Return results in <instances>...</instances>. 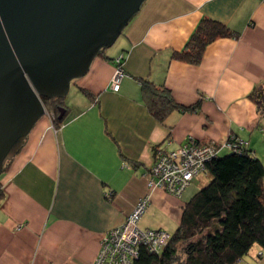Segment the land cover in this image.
<instances>
[{"label": "crops", "instance_id": "0c3cea01", "mask_svg": "<svg viewBox=\"0 0 264 264\" xmlns=\"http://www.w3.org/2000/svg\"><path fill=\"white\" fill-rule=\"evenodd\" d=\"M202 17L226 23L239 38L215 40L198 65L172 59ZM121 54L125 75L113 91ZM141 79L199 107L160 122L144 103ZM263 82L264 0H145L72 80L62 124L42 115L0 174V264H96L103 235L149 193L146 174L159 151L189 140L218 144L231 134L264 165V116L248 98ZM203 184L192 179L180 197L154 190L138 224L176 229L184 203ZM235 264H264V249L254 245Z\"/></svg>", "mask_w": 264, "mask_h": 264}, {"label": "water", "instance_id": "95a60500", "mask_svg": "<svg viewBox=\"0 0 264 264\" xmlns=\"http://www.w3.org/2000/svg\"><path fill=\"white\" fill-rule=\"evenodd\" d=\"M144 2L0 0V174L45 114L42 98L63 99Z\"/></svg>", "mask_w": 264, "mask_h": 264}, {"label": "trees", "instance_id": "16d2710c", "mask_svg": "<svg viewBox=\"0 0 264 264\" xmlns=\"http://www.w3.org/2000/svg\"><path fill=\"white\" fill-rule=\"evenodd\" d=\"M239 36L240 32L226 23L202 17L184 46L172 51L170 57L198 65L209 44L219 38ZM114 65L118 66L115 61ZM139 85L148 111L160 122L174 110L196 111L199 107L178 104L163 84L141 79ZM248 98L264 116V82L254 87ZM42 102L52 124L59 127L64 117L57 118V107H64L63 99L44 97ZM235 137L230 136L227 141L236 147H221L206 164L208 180L182 207L180 222L169 233L167 244L155 252L141 248L133 264H235L254 245L264 249V165L248 143H239ZM222 149L226 153L221 154ZM3 197L0 183V200Z\"/></svg>", "mask_w": 264, "mask_h": 264}, {"label": "built area", "instance_id": "2783aa9c", "mask_svg": "<svg viewBox=\"0 0 264 264\" xmlns=\"http://www.w3.org/2000/svg\"><path fill=\"white\" fill-rule=\"evenodd\" d=\"M121 60L122 54L115 59L118 66L115 67L116 71L110 82L113 91L119 90L120 79L125 75ZM238 141L243 143L239 139ZM221 147L232 150L236 144L227 140L222 146L212 143L195 144L189 140L177 149L159 151L155 162L147 172L148 187L151 191L161 189L171 195H180L195 176L205 171L206 164L218 154ZM148 194L137 200L123 224L108 230L103 235L96 264H133L141 248L155 252L167 244L170 238L168 232L145 231L137 227V220L147 206Z\"/></svg>", "mask_w": 264, "mask_h": 264}, {"label": "rangeland", "instance_id": "374dc122", "mask_svg": "<svg viewBox=\"0 0 264 264\" xmlns=\"http://www.w3.org/2000/svg\"><path fill=\"white\" fill-rule=\"evenodd\" d=\"M116 70H114V72H115ZM113 75H114V73L112 74V77H111V81H112V78H113ZM110 81V82H111ZM45 114L46 115H48V117H49V115H50V113H49V111L48 110H46L45 111ZM51 115H52V113H51ZM52 119V118H51ZM52 121V120H51ZM53 127H56L55 125H53ZM230 136H235V135H229L223 142H221V143H218V145L219 146H222V145H224L225 143H226V140L228 139V138H230ZM236 138V137H235ZM238 138V137H237ZM240 140V139H239ZM193 141V140H192ZM241 142H243V143H246L244 140H240ZM195 144H196V141H193ZM198 144H208V143H198ZM161 153V152H160ZM219 153V152H218ZM223 153H226V151H224ZM223 153H221V154H223ZM152 167V166H151ZM150 170V169H149ZM149 170H148V172H149ZM3 171H4V169H3ZM147 175V174H146ZM193 180H197V181H201L202 183H206L207 182V180H208V175H207V172L206 171H203V172H200L197 176H195L194 177V179ZM146 181L148 182V179H146ZM206 181V182H205ZM203 184V185H204ZM190 185V184H189ZM189 185H187V187L189 186ZM202 185V186H203ZM202 186H200L199 188H197V190H196V192L202 187ZM147 187H148V184H147ZM186 187V188H187ZM148 190H149V196H148V199H147V206H146V208H145V211H146V209H147V207H148V204H149V202H150V198H151V194L153 193V190L151 191L150 190V188L148 187ZM161 190V189H160ZM186 189H184L181 193H180V195L178 194V195H174L175 197H180L182 194H183V192L185 191ZM163 191V190H162ZM195 192V193H196ZM166 193V192H165ZM194 193V194H195ZM168 194V193H167ZM193 194V195H194ZM169 195H171V194H169ZM192 195V196H193ZM173 196V195H172ZM191 196V197H192ZM141 198V197H140ZM186 203V202H185ZM184 203V204H185ZM184 206V205H183ZM145 211L139 216V218H138V220H137V227L139 228V229H142V230H145V231H147V230H161V231H166V232H168V233H173L174 232V229L175 228H170V227H166V226H164V225H162V226H164V227H160L161 229H149V228H146V226L144 225V224H138L139 223V221H140V219H141V217L144 215V213H145ZM143 228H142V227ZM141 248V246L139 247V249ZM262 252H259V254H258V257H260V256H262Z\"/></svg>", "mask_w": 264, "mask_h": 264}, {"label": "flooded vegetation", "instance_id": "af4514ba", "mask_svg": "<svg viewBox=\"0 0 264 264\" xmlns=\"http://www.w3.org/2000/svg\"><path fill=\"white\" fill-rule=\"evenodd\" d=\"M45 108H46V107H45ZM57 108H58V107H57ZM46 110H47V109H46ZM9 161H10V160H7V161L5 162V165H6V164H8V163H9ZM5 165H4V166H5Z\"/></svg>", "mask_w": 264, "mask_h": 264}, {"label": "bare ground", "instance_id": "6f19581e", "mask_svg": "<svg viewBox=\"0 0 264 264\" xmlns=\"http://www.w3.org/2000/svg\"><path fill=\"white\" fill-rule=\"evenodd\" d=\"M186 189V188H185ZM174 196V195H173Z\"/></svg>", "mask_w": 264, "mask_h": 264}]
</instances>
